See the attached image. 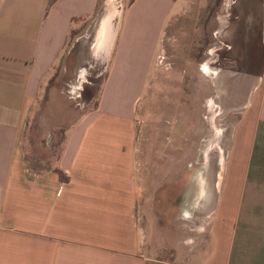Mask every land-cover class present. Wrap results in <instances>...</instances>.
<instances>
[{"label":"crops","instance_id":"crops-1","mask_svg":"<svg viewBox=\"0 0 264 264\" xmlns=\"http://www.w3.org/2000/svg\"><path fill=\"white\" fill-rule=\"evenodd\" d=\"M189 1L124 4L118 61L94 105L65 133L52 168L29 173L22 153L29 109L70 33L92 18L97 56L105 7L98 0H0V264H166L153 256L165 249L180 264H264V0H231V16L213 32L235 61L215 85L230 92L237 113L211 179L202 171L188 179L186 166L156 159L177 149L138 146L137 95L128 109L117 107L122 83L137 86L132 68L121 79L125 59L155 60L161 31L194 10ZM103 47L106 58L111 45ZM189 210L205 221L191 244L182 231Z\"/></svg>","mask_w":264,"mask_h":264},{"label":"rangeland","instance_id":"rangeland-1","mask_svg":"<svg viewBox=\"0 0 264 264\" xmlns=\"http://www.w3.org/2000/svg\"><path fill=\"white\" fill-rule=\"evenodd\" d=\"M105 1L98 0L102 9ZM111 1L119 15L106 20V33L114 31L110 56L105 58L102 55L103 43L98 46L97 56L90 49L95 19L78 25L70 33L63 53L29 109L22 133L24 166L29 173L52 168L65 133L94 105L105 74L108 76L115 67L118 46L125 33L122 10L129 0ZM189 3L195 6L194 10L186 16L180 15L177 25L170 27L166 35L161 31L155 60L125 59L121 79L132 68L137 86H132L130 91L131 84L122 83L124 89L119 90V94L124 103L117 107L120 113L124 107L128 109L129 99L137 95L133 118L138 146L155 149L156 153L166 148L177 149V155L156 156V159L186 166L188 179L199 171L211 179L218 170L220 159H225L237 113L230 92L219 91L215 85L223 73H230L235 62L227 57L228 45L215 37L217 33L213 35L218 25L231 16V0H191ZM82 32L85 39L79 37ZM202 64L208 67L206 74L200 71ZM103 112L109 114L106 110ZM122 114L125 115L124 112ZM140 153L143 155L145 150L140 149ZM168 196L172 197V191ZM192 212L189 210L188 219L182 221L185 224L182 231H186L188 236L183 241L187 244H191L193 235L205 223L201 221L199 211L196 212V220L191 218ZM173 230L169 229L170 232ZM161 233L164 234L163 231ZM153 256L160 257L159 260L166 264H180L178 256L166 249L155 252Z\"/></svg>","mask_w":264,"mask_h":264},{"label":"bare ground","instance_id":"bare-ground-1","mask_svg":"<svg viewBox=\"0 0 264 264\" xmlns=\"http://www.w3.org/2000/svg\"><path fill=\"white\" fill-rule=\"evenodd\" d=\"M112 1L111 0H107L105 1V8H104V16L103 18L101 19V22L99 24V27H98V31H97V37H96V44L95 46H99L100 44L104 43V44H112V41H113V37H114V34L113 32H109L108 34V31L106 33V29H105V23H106V20H108L109 18H113L115 15H119V10H116L115 8V5L113 3H111ZM97 25V24H96ZM105 31V32H104ZM105 34V36L107 35V40H103L100 44H99V40L100 39H103V35ZM92 35V34H91ZM94 35V34H93ZM92 38V37H91ZM91 38H90V42H91ZM106 39V38H105ZM110 56V55H109ZM93 60V59H92ZM91 60V61H92ZM76 63V62H75ZM85 63V62H84ZM90 64V63H89ZM91 65V64H90ZM82 66V65H81ZM84 66V65H83ZM76 68V67H75ZM84 68V67H83ZM212 68V67H211ZM89 70V69H88ZM92 70V69H91ZM90 70V71H91ZM89 71V72H90ZM215 72V70H214ZM84 73V71L82 72ZM76 74V73H75ZM80 75V74H79ZM76 76V75H75ZM78 77V76H77ZM76 78V77H75ZM74 80V79H73ZM72 86V85H71ZM71 92V91H70ZM212 103V102H211ZM220 112V111H219ZM215 115V114H214ZM212 117V116H211ZM213 121V120H212ZM211 123V122H210ZM224 124V123H223ZM213 129V127H212ZM215 130V129H214ZM224 136V135H223ZM223 139V138H222ZM209 144V143H208ZM207 145V144H206ZM209 146V145H208ZM218 147V146H217ZM208 150V149H207ZM222 153V152H221ZM202 154V153H201ZM206 154V153H205ZM219 159V158H218ZM214 160V159H213ZM223 162H224V158L220 159L219 161V167L222 168L223 166ZM216 168V167H215ZM196 176V175H195ZM216 176V175H215ZM199 180V179H198ZM198 182V181H197ZM218 183V182H217ZM196 184V179L193 180V184L192 186H194ZM198 186V185H197ZM189 187V186H188ZM199 189V188H198ZM197 190V189H196ZM195 190V191H196ZM186 192V191H185ZM218 192V191H217ZM185 196V195H184ZM196 197V196H195ZM215 197H218L217 195ZM214 198V197H213ZM187 202V201H186ZM189 204V203H188ZM216 205V204H215ZM206 211V210H205ZM209 212V211H208ZM205 218V217H204Z\"/></svg>","mask_w":264,"mask_h":264},{"label":"flooded vegetation","instance_id":"flooded-vegetation-1","mask_svg":"<svg viewBox=\"0 0 264 264\" xmlns=\"http://www.w3.org/2000/svg\"><path fill=\"white\" fill-rule=\"evenodd\" d=\"M200 71L204 74H206V72H208V67H206L204 64H202V66L200 67Z\"/></svg>","mask_w":264,"mask_h":264}]
</instances>
